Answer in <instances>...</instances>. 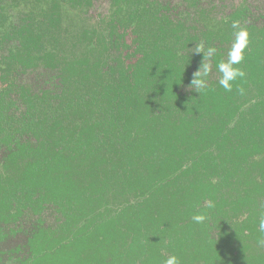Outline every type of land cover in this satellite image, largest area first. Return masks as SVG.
I'll use <instances>...</instances> for the list:
<instances>
[{"label":"trees","instance_id":"trees-1","mask_svg":"<svg viewBox=\"0 0 264 264\" xmlns=\"http://www.w3.org/2000/svg\"><path fill=\"white\" fill-rule=\"evenodd\" d=\"M8 1L0 264H264V12L249 0L229 12L108 0L104 13L97 0ZM235 20L250 44L229 92L215 66ZM199 41L217 48L202 93L188 87Z\"/></svg>","mask_w":264,"mask_h":264},{"label":"clouds","instance_id":"clouds-1","mask_svg":"<svg viewBox=\"0 0 264 264\" xmlns=\"http://www.w3.org/2000/svg\"><path fill=\"white\" fill-rule=\"evenodd\" d=\"M231 27L234 29V39L227 52V58L221 59L215 66V70L219 73L218 82L220 86L229 92L233 89V82L245 78L247 75L246 71L238 65L244 61L245 50L250 44V31L247 26L242 25L240 20H235L232 22ZM192 49L194 53H203V60L200 67L193 73V78L188 87L202 93L209 86L208 77L213 72L212 59L217 53V48L215 46L206 47L204 41H199ZM238 91L244 94L245 90L240 86ZM214 206L213 201H205L206 208H213ZM206 219L207 216L204 213H198L192 217V220L196 223H203ZM257 230L264 234V212L258 218ZM257 243L259 246L264 247V235L259 237ZM163 264H181V261L176 255H170L164 260Z\"/></svg>","mask_w":264,"mask_h":264},{"label":"rangeland","instance_id":"rangeland-1","mask_svg":"<svg viewBox=\"0 0 264 264\" xmlns=\"http://www.w3.org/2000/svg\"><path fill=\"white\" fill-rule=\"evenodd\" d=\"M214 1V0H212ZM243 0H218V3L220 4V8L221 10H223L224 12H229L230 9H232V7L239 5ZM250 4L257 10L260 11L262 10V12H264V0H249ZM210 2V0H203V3L205 6H207V4ZM10 3V1L8 0H0V6L2 5H8ZM172 3L174 5L180 4L181 8H183L184 6L181 5L182 1L180 0H172ZM109 5V1L108 0H97L94 6V13L98 10L100 12H105L106 9L108 8ZM15 16V20L18 19L19 12L18 11H13L12 12ZM20 16V15H19ZM37 73H30L25 77V81L29 82V84H35V79L37 78Z\"/></svg>","mask_w":264,"mask_h":264}]
</instances>
